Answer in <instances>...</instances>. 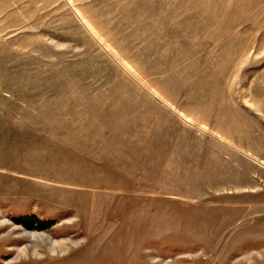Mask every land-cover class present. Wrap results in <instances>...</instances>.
Returning <instances> with one entry per match:
<instances>
[{
  "label": "rangeland",
  "instance_id": "374dc122",
  "mask_svg": "<svg viewBox=\"0 0 264 264\" xmlns=\"http://www.w3.org/2000/svg\"><path fill=\"white\" fill-rule=\"evenodd\" d=\"M0 264H264V0H0Z\"/></svg>",
  "mask_w": 264,
  "mask_h": 264
},
{
  "label": "bare ground",
  "instance_id": "6f19581e",
  "mask_svg": "<svg viewBox=\"0 0 264 264\" xmlns=\"http://www.w3.org/2000/svg\"><path fill=\"white\" fill-rule=\"evenodd\" d=\"M31 233V240H35L37 237H41V233H37V232H30ZM41 239V238H40ZM61 243V242H60ZM51 245V247H50V250H52V252L54 253L55 252V245H57L58 246V243H56L55 241L53 242V243H51L50 244ZM60 245V244H59ZM62 245H64V243L62 244ZM61 246V245H60ZM62 247V246H61ZM64 247V246H63ZM31 249H34L35 250V247H32L31 246ZM17 252H19L20 254H22V253H25L26 252V247L25 246H21V247H19L18 248V251ZM34 252H36V250L35 251H33V253ZM25 255H27V254H25Z\"/></svg>",
  "mask_w": 264,
  "mask_h": 264
}]
</instances>
